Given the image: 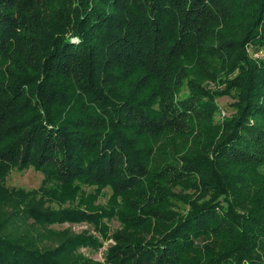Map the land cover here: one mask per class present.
Instances as JSON below:
<instances>
[{
	"label": "trees",
	"instance_id": "1",
	"mask_svg": "<svg viewBox=\"0 0 264 264\" xmlns=\"http://www.w3.org/2000/svg\"><path fill=\"white\" fill-rule=\"evenodd\" d=\"M0 264H264V0H0Z\"/></svg>",
	"mask_w": 264,
	"mask_h": 264
},
{
	"label": "rangeland",
	"instance_id": "2",
	"mask_svg": "<svg viewBox=\"0 0 264 264\" xmlns=\"http://www.w3.org/2000/svg\"><path fill=\"white\" fill-rule=\"evenodd\" d=\"M222 103L225 104L226 102L229 101L227 98L221 99ZM41 184V178L39 175L34 173L33 171H27L24 174H18L16 172H13L10 174V176L7 179V185L8 186H13V187H25V188H38ZM117 224H115L113 227H116ZM69 227L68 224L62 226V227H55L56 229H63ZM87 225H75L72 227V230L74 232H80L82 230L87 229ZM111 243V241L107 242L105 244V248ZM87 254H89L92 258L96 260H101L102 259V252L99 253H90L87 250H84Z\"/></svg>",
	"mask_w": 264,
	"mask_h": 264
}]
</instances>
